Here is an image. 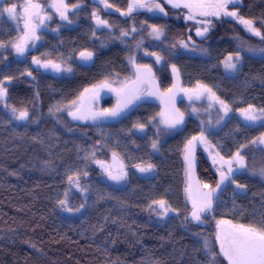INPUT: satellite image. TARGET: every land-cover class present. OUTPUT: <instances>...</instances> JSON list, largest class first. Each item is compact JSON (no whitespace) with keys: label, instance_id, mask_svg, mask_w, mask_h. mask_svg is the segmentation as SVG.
Segmentation results:
<instances>
[{"label":"trees","instance_id":"trees-1","mask_svg":"<svg viewBox=\"0 0 264 264\" xmlns=\"http://www.w3.org/2000/svg\"><path fill=\"white\" fill-rule=\"evenodd\" d=\"M50 1L33 0L42 5ZM89 1L67 0L72 7L69 22L81 23L83 16L90 11ZM24 2L0 0V9ZM128 2L108 0L112 7L120 11L127 9ZM77 4L84 7H73ZM238 12L245 19L253 20L254 26L264 34V0H241ZM16 25L17 21L10 20L7 13L0 18V42L8 45L0 48V81H4L7 87L10 105L31 109V119H28L29 125L24 129H13L0 120V264H209V249L218 253V242L210 226H201L188 215L189 198L183 186L179 185L183 180L184 145L175 142L177 136L169 137L167 133L154 136L158 142H142L143 138L135 131L130 134L131 139L127 138L130 123H133V128L140 129L138 125L143 124L146 130L155 132L153 105H140L136 113H131L130 122L106 129L102 134L91 130L84 131L82 136L78 131L81 127L77 125L66 133L60 127L59 119L49 121L44 116L54 97L72 92L77 95L81 80L67 88V83L53 82V95H50L49 80L45 78L48 72L29 59L17 61L14 57L11 43H15L18 35L11 29ZM63 26L61 28L64 29ZM163 26L169 29L171 37L165 43L168 47L160 53L165 62H171L180 69L181 63L188 61L195 65L196 70L199 65L200 72H204L201 76L212 77L213 84H221L227 89L235 85L233 94L237 97L234 101L240 103L243 99L238 108L240 111L249 105L256 110L264 109V53L259 51L264 48V41L261 37H254L233 21H224L201 40L191 35L195 46L188 45L187 49L191 52H181L185 54L181 58L180 50L175 48L179 41L188 38L186 35L190 27L182 21L177 23L173 20H164ZM78 28L81 29V26L70 31L73 33ZM86 36L91 39L93 31ZM50 42L48 39V46L56 50L43 59L62 66L65 60L68 61L67 58L64 60L67 50L62 44H66L65 39L58 33ZM85 46L86 50L96 55L97 62L102 61L94 63L91 68L73 63L76 74L86 79V85L98 81L90 80L92 76L105 77L121 69L123 56L118 51L104 50L98 41L87 40ZM237 53L240 56L238 62L235 61ZM229 56L237 64L235 71L230 70L233 75H227L225 67ZM205 63L206 66L201 68ZM166 64L167 67L170 65ZM28 72L33 77L27 75ZM159 76L162 87L173 85L167 72H159ZM5 77L13 79L7 81ZM224 80L234 82L227 85ZM220 99L227 106L231 105V99ZM145 114H150L148 119ZM254 124H258L256 131H259L254 137L262 136L264 120ZM195 125L188 122L179 134L180 139L198 134L199 128ZM240 137L233 136L234 144L227 140L226 146L230 149L227 157L231 156V152L239 151L247 165L242 176H254V180L260 181L259 186L263 187L260 190L264 191V177L259 175V170L264 168V146L248 144L250 141L247 140L242 142L245 140H239ZM105 140L107 142H103ZM153 143H156L158 154L153 151ZM143 149L148 156L143 157ZM86 152L88 154L85 155ZM113 153L119 164L127 168L144 163L146 159L154 171L146 178L133 175L121 183L109 181L108 177H102L96 161L105 165L114 160ZM78 172L79 175L87 173V177L82 179L83 187L91 184L93 190H98L89 198L90 205L73 191L68 194L69 177L74 178ZM196 173L200 181L213 186L219 182L215 169L202 155H199ZM243 177H232L236 183H231H242L245 189L250 190L249 195H254L257 188H249ZM260 190L253 197H243L238 203L244 204L241 211H246V216L258 210L262 211L264 218V192ZM66 198L69 201L67 208L73 211H66L65 206L60 205L59 202ZM159 200L166 201L173 209L166 216L157 214L160 210L153 201ZM239 220L247 223L246 217ZM216 264L226 262L217 256Z\"/></svg>","mask_w":264,"mask_h":264},{"label":"rangeland","instance_id":"rangeland-1","mask_svg":"<svg viewBox=\"0 0 264 264\" xmlns=\"http://www.w3.org/2000/svg\"><path fill=\"white\" fill-rule=\"evenodd\" d=\"M131 0H129V3ZM145 3L153 4V3H160L161 6L164 8V12H160L159 10H153L148 11L147 8H141L137 9L135 11H139L143 13L142 19H137L138 17H133L134 12L131 15H121V12L124 11H117L114 7L111 8H105L104 4L100 2V0H90L89 1V12H86L87 14L83 16L81 23L78 24L77 22L71 23L69 20H63L60 17L59 12L56 10L55 7H52L53 4H58L59 0H51L46 5H42V15L46 17H50V19H45L44 24L40 25L37 28L36 34L40 37V39L35 40L34 42H30L29 46L23 56L17 55V53L14 51V57L17 61H24L25 59H33V57H37L39 53H41L42 56L45 54H51L54 53L56 49L50 48L48 46V49H43V41L42 38L45 34L48 35H55L60 33L59 27L61 28L63 25L59 24H65L63 27L65 28H77L78 26H81V29H74L73 33L67 32L64 34L66 44H62L64 46V49L67 51L64 53V60L67 58L68 60L73 59L75 62H77V59L80 58L81 53H87L91 52L89 50L85 49V43H87V40L90 41H98V43L104 48V50H111L114 49L118 51L123 56L122 64L120 65L121 69H125V72L119 74L117 72L110 73V77L107 74L105 78H102L101 80H98L94 83L92 88H89L88 91H84L80 99L75 102L73 105H69V107H66L63 105V107H57L53 106L51 107V111L47 110L46 115L44 118L47 120H51L52 118L60 117V123L62 126H74V124H80L83 123L85 120L81 119H73L71 115H69L70 111H75L77 107H80L83 105V110L88 109L89 106L85 107L83 104V101L89 102L88 105H92L93 102H95L94 110L95 112H100L104 109H112L117 105L118 99H121V96L118 95V91L114 90H120L124 86H127L129 88L135 87L140 92V98L135 100L134 103L129 105V107L124 111L129 113H136V108H138L140 105L145 104L148 102L149 104L153 105V112L152 114L153 120L156 122L155 132H151L149 130H146V127H143V129H136L133 128V131L136 133H139V137L143 138L142 142H158L155 140V137L160 136L161 133H167L169 137L177 136L178 140L175 142L180 143L184 145V150H182L184 162L182 165V172L181 176L183 180L179 183V185L183 186L184 191L186 192V189L190 188V192H186L188 195V198L191 197V187L192 182L190 180V172H189V164L185 160V156L189 155L187 151L188 142L192 140L193 137H201L203 135L204 141L197 139L196 141H193L196 148V159L198 160L199 155H202L203 158H205L208 163L211 165L213 169H215L216 174L220 175V171L227 172L228 165L225 163V161H229L235 156V153L231 152V156L227 157V152L230 151V149L227 148V140L229 139L231 143H235L233 140V136H241L239 140H245L242 142H247L248 144H253L252 141L257 140V138L261 137V135L258 137H254L259 131L258 130V124H254L253 122L246 121L241 114V111L238 109L239 104L243 102V99H241L240 103L237 101H234V99L237 97L234 93L235 85L232 89H227V87H221V84L216 85L214 83V79L210 76H201V74H204V72H200L198 69L199 65L196 66L197 70L195 69V65L191 62H185L183 61L181 63L182 67L178 69L175 66L176 71H173V64L171 62H165L164 57L160 54L161 50H165L168 46L165 45L167 38L170 37V31L167 27H161L158 24L161 22V20L164 18V20H173L174 22L182 21L186 25L190 27L191 30L188 31V34L186 35V39H182L179 41L180 43H177L176 50L180 53H188L191 52L190 49H187V47L182 46V42L186 43L189 46L194 47L195 43L191 38L194 37L197 40H201L205 38L214 28L217 24L223 23L224 21H233L240 25L246 32H248L245 28V26L241 23H239L238 19L230 16H224L221 15L219 17L216 16H201V15H194L193 19H188L187 17L192 14L190 13L188 8L183 7L184 3L190 2V0H172V3H179L180 7H173L172 3L166 2V0H144ZM64 3L68 5L67 0H64ZM79 5L78 8H83L84 5ZM241 5V0L238 4L228 5L229 11H236L238 12V7ZM71 9L68 5V8L66 10V15L69 18L71 14ZM63 10V9H61ZM211 9H209L210 11ZM93 11H96L97 15L103 19L108 21V26H98L95 19L92 16ZM164 14L163 18L161 17ZM240 16V15H239ZM129 19L126 21V19ZM211 21L210 25L208 26V32H206L203 36H197L196 32L197 29L203 30L205 27L204 21ZM35 23V21H34ZM86 24V25H83ZM155 25L162 29V35L159 39H155L150 33L152 32V28L150 26ZM77 26V27H76ZM135 27L136 31L133 32L132 28ZM23 29H24V23L22 20L17 22L16 27L12 28L11 30L17 33V37L15 38V42L23 35ZM167 29V30H166ZM87 31V32H86ZM93 31V37L89 39L86 35ZM127 31V36H122L121 32ZM86 32V33H85ZM169 35H168V33ZM82 33H85L83 35ZM249 34L253 35L252 33L248 32ZM84 36L85 38H82ZM178 36V35H177ZM256 38H260L258 36L253 35ZM83 40V41H82ZM115 47H118L115 49ZM92 53V52H91ZM148 53V54H146ZM151 53H155V57H150V60H147V55H150ZM181 53V58L183 55ZM39 56L38 59L41 61V63H44L48 61V59H43L42 56ZM95 54L92 53V56L90 59L95 60ZM156 56H160L162 59L159 63L156 61ZM48 57V55L46 56ZM180 58V61H181ZM86 59V58H85ZM148 61V62H147ZM53 62V61H52ZM54 63V62H53ZM95 63V62H94ZM170 65L167 67V64ZM58 64V63H57ZM37 65V64H36ZM123 65V67H122ZM149 66L151 68V76H152V82L147 84H138L133 83L137 80V72L139 66ZM38 67L40 65H37ZM206 63L201 66V68L205 67ZM71 68V65L63 66V68ZM40 68H44L41 67ZM72 69V68H71ZM143 69H140L141 74H143ZM168 73V76L170 78V81L172 82V86L168 88H164L161 86V77L159 76V72ZM55 72V71H53ZM61 74H69L72 72L67 71H60ZM59 72V73H60ZM233 75V73L230 72V70H227V75ZM126 74L128 76H126ZM123 75V76H122ZM234 80V78H233ZM233 80L226 81V84H230L234 82ZM221 82L222 79H220ZM105 82L110 84L111 89L109 90L108 87H102ZM234 84V83H233ZM171 89V91H169ZM210 89V91H208ZM233 90V91H232ZM152 92L154 94L149 95V93ZM98 93V94H97ZM159 97H156V94ZM170 94H173L172 97L169 99H166L167 96ZM226 100L231 99V105H228V111L227 114H225L224 109L222 108L220 101H222L220 98ZM226 103V102H225ZM224 103V104H225ZM236 106V107H235ZM15 108L17 109L16 115L19 114L20 111H23L24 109L16 108L8 102L7 94L3 99H0V120L3 121L6 125L11 126L13 129L22 127L23 129L27 127L28 119H31V109L26 110L29 113V117L26 120H18L13 115L11 109ZM40 110V109H39ZM161 113L164 114H176V113H182L183 114V122L178 124L175 128H169L165 123L164 119L165 116H162ZM150 115V114H149ZM149 115L145 114V117L148 119ZM62 117V118H61ZM137 116H135L136 118ZM152 118V117H151ZM63 120V122L61 121ZM132 119V118H131ZM134 119V117H133ZM136 120V119H135ZM133 122V121H132ZM190 124H196L199 128V132L196 135H189L182 136L180 139V133L183 130V128L186 126L187 123ZM133 125V123H130ZM195 125V126H196ZM118 126V125H117ZM120 126V125H119ZM129 129L127 130L128 139H131L130 135V126H127ZM155 136V137H154ZM264 136V134H262ZM131 142H136L132 141ZM107 142V140L103 141ZM139 142V141H138ZM263 145L264 144H259ZM155 154H158V150L155 148L153 149ZM225 151V152H223ZM242 151V149H240ZM142 155L143 157L148 156V153L143 149ZM178 152L181 153V151L178 150ZM85 155L88 154V152L84 153ZM220 157H223V161L220 160ZM145 159V158H144ZM143 159V160H144ZM214 160L216 161L214 163ZM246 163V162H245ZM148 160L144 161V163H138L136 165L130 166L129 168L119 164L117 158H114L111 162H106L104 166L109 167L113 172H117L120 170L121 166H123V171L127 173V176L125 177L128 179L131 176H135L137 178H146L148 175H151L154 171L152 168L150 171L147 172H141L139 171V168L141 167H147ZM101 171V175L103 178H107L108 175L105 172L104 168L101 167L100 164H97ZM233 176H240L241 178L242 173L244 169H240L239 171H235L236 164L233 162ZM83 172H79L75 174L76 176L68 183L67 187L68 194H72V191L80 196L81 198H85L87 205L89 204V198L93 195H95V191L91 187V184L87 186V188L82 186V179L86 178L87 176H83ZM82 176V177H81ZM244 178V177H243ZM238 179V178H235ZM254 176H245L244 180L247 182L249 188H257L256 192L260 189H262V186H259L261 183L260 181L256 182L254 180ZM109 181H113L108 178ZM258 180V179H257ZM98 183H100V180L96 179ZM123 181V180H122ZM120 181V183L122 182ZM116 182V181H115ZM201 182V188L203 191H206L208 189H205L203 187L204 184H208L212 186L213 188L215 185H211L207 183L206 181H200ZM119 183V182H116ZM242 185V183H241ZM264 185V182H263ZM254 193V195L256 194ZM259 192H264L263 190H260ZM250 190L249 189H240L237 188L235 184H232L231 181H225L223 185H221V190L217 192V196L213 200V207L210 212H206L202 214V223L197 222L201 226H210L211 229L214 231V237L216 239V233H217V221L219 220H230L233 224H250V223H261L264 222V218L262 217V211H256V213L252 212L249 216H246V211H241V208L244 204H238L241 202L242 198H248L253 197L254 195H249ZM69 199V195H68ZM66 205L65 207H69L67 198H66ZM189 202V217L191 218V211H192V204L193 200L192 198L188 199ZM259 202V201H258ZM72 213V212H69ZM240 217H246L247 223H243L239 220ZM263 218V219H262ZM261 219V220H260ZM193 220V219H192ZM256 220H260L261 222H257ZM224 228H227L228 226H222ZM217 241V240H216ZM219 248V243H218ZM219 253V252H218ZM220 259L224 260L227 264V260L220 256Z\"/></svg>","mask_w":264,"mask_h":264},{"label":"snow or ice","instance_id":"snow-or-ice-1","mask_svg":"<svg viewBox=\"0 0 264 264\" xmlns=\"http://www.w3.org/2000/svg\"><path fill=\"white\" fill-rule=\"evenodd\" d=\"M101 3L104 4L105 8H111L113 5L108 3V0H100ZM168 3H172V0H166ZM240 2V0H190L188 3H184L183 7L188 8L190 14L187 18L193 19L194 15L198 14L201 16H216L219 17L221 15L230 16L238 19L239 23L243 24L246 30L252 33L255 36L261 37V40L264 41V34L261 33L260 29L254 26V21L251 19H245L242 16H239L236 11H229L228 5H236ZM173 7H180L179 3H172ZM52 7H55L56 10L59 12L61 19L67 20L68 17L66 15V10L68 5L64 3V0H59L58 4H53ZM73 7H79V5H73ZM18 8L20 9L18 11ZM147 8L148 11L159 10L160 12H164V8L161 6L160 3H153L148 4L145 3L144 0H131L128 5V9L126 12H121V15H131L135 10ZM63 9V10H61ZM209 9H211L209 11ZM120 11V9H116ZM7 13V16L12 21H20L22 20L24 23L23 35L19 37V39L15 43H11L12 48L15 50L17 55L23 56L29 46L30 42H34L35 40L40 39V37L36 34L37 28L40 25L44 24L45 19H50V17H46L42 15V5L38 2H33V0H25L23 4L18 5L17 3H12L11 6L5 7L0 9V18L3 17V14ZM93 18L95 19L98 26H108V21L101 19L96 11L92 13ZM35 21V23H34ZM205 27L203 30L197 29L196 35L203 36L206 32H208V26L211 24V21H204ZM152 35L155 39H159L160 36L163 34L162 29L152 25ZM132 31L135 32L136 28L133 27ZM122 36H127V31L121 32ZM8 45L4 42H0V48H5ZM183 47H188L186 43L182 42ZM260 52L264 53V48L259 49ZM148 54V53H146ZM150 55H155V53H151ZM92 56L91 52L81 53V57L90 59ZM162 58L160 56H156L157 63L160 62ZM233 57H227L225 61V67L229 70L235 71L237 68V64L233 62ZM240 56L239 53L235 56V61H239ZM34 64L40 65L44 68L51 67L54 71H67L71 72L72 69L62 68L60 64L53 63L52 61H46L41 63L38 58L33 57ZM173 71L175 72V65L172 66ZM143 69V74H141L140 69ZM27 75L31 76L32 73L28 72ZM7 81H11L13 77H5ZM152 82L151 76V68L149 66L143 65L138 67L137 72V80L133 83L138 84H147ZM102 87H108L109 90L111 89L110 84L105 82ZM87 92L88 89H85ZM118 91V95L121 96V99H118L117 105L112 109H104L100 112H94L91 108L87 110H83V105L77 107L75 111H70L69 115L73 117V119H92L96 120L99 117H111L116 118L119 117L135 100L140 98V92L137 88L132 87L129 88L124 86ZM171 91V89H169ZM210 91V89H208ZM7 94V87L4 84V81H0V99H3ZM98 94V93H97ZM154 93L150 92L149 95ZM38 95V94H37ZM75 104V102H73ZM222 108L227 114L228 106L224 104L223 101H220ZM13 115L18 120H26L29 117V113L26 110L20 111L18 115H16L17 109H11ZM51 111V109H50ZM241 114L243 115L244 119L249 122H256L258 120H264V109L256 110L253 106L249 105L248 108L241 109ZM162 116H165L164 123L169 128H175L178 124L183 122V114L176 113V114H164L161 113ZM140 129H143L144 125H138ZM197 139L204 141L203 135L201 137H193L192 140L188 142L187 151L189 155L195 148V144L193 141ZM253 144L259 143L264 144V136L257 138V140L252 141ZM153 148H156V143H153ZM115 153H113V157L115 158ZM189 155L185 156V160L189 162V167H191V161L189 160ZM220 160L223 161V157H220ZM216 161L214 160V163ZM233 162L236 164L235 171H239L240 169H246L247 165L245 163V158L241 153L238 151L235 156L229 161H225L227 163L228 168L227 172L220 171V181L215 185L213 188L208 184H204L203 187L208 189L207 192L202 194V198L197 201H193L192 204V211H191V218L197 222L202 221V214L206 212H210L213 207V200L216 197V193L221 190V185L225 183V181L231 180L232 183H236L233 176ZM99 163L101 167L104 168L105 172L108 175V178L120 182L125 179L127 173L123 171V166H121L120 170L117 172H113L109 167L103 165L102 162L96 161ZM152 165H148L147 167L139 168L141 172H147L152 169ZM84 175H87L85 172ZM259 175L264 177V168L259 170ZM73 178L69 177L71 181ZM237 188L243 189L245 185L237 184ZM186 192H190V188L186 189ZM191 198V197H189ZM61 206L66 205V201L61 200ZM153 204L157 205L159 208V212L157 213L160 216H166L169 211H172L171 207L166 203L164 200L153 201ZM83 207V205H81ZM66 211H73L71 208L65 207ZM75 211H79V209H75ZM227 225V228L222 226ZM216 240L219 243V253L215 250L209 249V264H216L217 256H223L227 260V264H264V222L261 223H250V224H233L230 220H219L217 221V233H216ZM205 248L208 249V244L205 242Z\"/></svg>","mask_w":264,"mask_h":264},{"label":"flooded vegetation","instance_id":"flooded-vegetation-1","mask_svg":"<svg viewBox=\"0 0 264 264\" xmlns=\"http://www.w3.org/2000/svg\"><path fill=\"white\" fill-rule=\"evenodd\" d=\"M143 13L139 12V11H135L134 14H133V17H138L137 19H142L143 17ZM164 14L161 16L163 18ZM129 19L127 18L126 21H128ZM163 21H161L158 25L161 26L162 28L164 27L163 26V23H164V18L162 19ZM70 30H73V29H69V28H59V31H60V34L63 36V38L65 39V36L64 34L67 33V32H71ZM54 35H48V34H45L42 38V41H43V49H48V39H49V42L53 39ZM51 43V42H50ZM51 48V46H50ZM118 47H115V49H117ZM41 55V53H39L38 55H36L38 58L39 56ZM48 54H45L44 56H42L43 58H45ZM147 57V60L151 61L150 60V57L149 56H146ZM31 62L33 61V59H29ZM75 61L72 59V61L70 62L69 60H65L64 64L61 66L63 68V66H66V65H71V68H72V73H69V74H61V72H53L54 70L49 67V68H41L44 72H48V75L47 77H45L46 79H48L49 83H48V88H49V92H50V95H53V87L54 85L52 84L53 82H56L59 84V82H61V85L62 83H67L66 87H69L70 85H72V83H79L80 80H81V84L78 86V94L75 95L74 92L72 93H62L61 95L57 96L56 98L54 97V99H52L51 103H50V107H49V110L51 107L53 106H57V107H63L66 106V107H69V105H73L74 103L73 102H77L78 99H80V97L82 96V94L84 93L85 89H89V88H92V86L94 85L93 84H88L86 85L85 83L87 81H85L86 79H84L83 77H81L80 74H76V68L75 65H73ZM95 63H101L102 61H99L98 62L96 60H93V59H85V58H82L80 56L79 59H77V62H75L76 64H78L80 67L82 68H91V66ZM148 62V61H147ZM33 63V62H32ZM40 67V66H39ZM113 69V68H111ZM115 71V70H114ZM117 72H125V69H120L118 70ZM120 73V74H121ZM123 76V75H122ZM126 76H128L126 74ZM33 77V76H31ZM110 77V75H109ZM102 78H105L104 76L103 77H100V76H92L91 78H89L90 80H101ZM89 80V81H90ZM158 95L160 94H156V97H159ZM173 94H170L169 96L166 97V99H169L170 97H172ZM70 100V101H69ZM83 104L85 105V107L89 106L88 108H91L92 111L95 112L94 110V107H95V102H93L92 105H88L89 102L87 101H83ZM145 105L148 107V102L145 103ZM146 107V109H147ZM48 110V109H47ZM87 110V109H86ZM147 115V114H146ZM57 119L60 120V117H56ZM62 118V117H61ZM132 118V114L131 113H127V112H123L119 117H116V118H111V117H99L98 119L96 120H92V119H86L83 123L81 122L80 124H74V125H77V126H80L81 128L78 130V131H81V135L84 136V131L85 132H92L91 130L97 132L98 134H102L103 132H105L106 129H109L111 127H114V126H117V125H120V124H124V123H127V122H130ZM54 119V118H52ZM61 121L63 122V120L61 119ZM60 124V127L65 129V132L68 133L72 128L70 126H62V124L59 122ZM87 134V133H86ZM130 134L132 135L133 134V129H132V125L130 124ZM67 135V134H66ZM94 135V134H93ZM97 136V135H95ZM193 156H194V160H195V165H196V170H197V163H198V160L196 159V148H194V151H193ZM218 177V180L220 181V175L218 174L217 175ZM202 189V188H201ZM203 190V189H202ZM192 198V197H191ZM193 200V199H192ZM194 201V200H193Z\"/></svg>","mask_w":264,"mask_h":264},{"label":"water","instance_id":"water-1","mask_svg":"<svg viewBox=\"0 0 264 264\" xmlns=\"http://www.w3.org/2000/svg\"><path fill=\"white\" fill-rule=\"evenodd\" d=\"M147 56H149V57H155V56H151V55H147ZM193 151H192V153H193ZM192 153L189 155V160L191 161V167L189 169V172H190V180L192 182L191 197H192V199L194 201L199 202V200L202 198V194L205 193V192H207L208 190L203 191L201 189V182H200V180H199V178L197 176V173H196V165H195V160H194V156H193ZM188 164H189V162H188Z\"/></svg>","mask_w":264,"mask_h":264}]
</instances>
